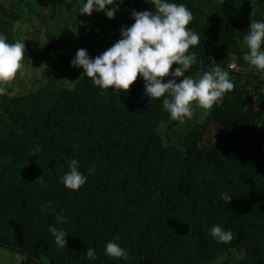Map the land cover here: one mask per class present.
<instances>
[{
    "label": "trees",
    "instance_id": "obj_1",
    "mask_svg": "<svg viewBox=\"0 0 264 264\" xmlns=\"http://www.w3.org/2000/svg\"><path fill=\"white\" fill-rule=\"evenodd\" d=\"M34 1L46 28L40 46L56 54L60 69L75 71L50 21L65 2L86 0ZM172 2L192 11L188 27L200 36L189 49L197 63L185 75L219 64L235 85L202 121L194 113L183 118L182 147L166 142L161 127L179 120L163 97L145 95L142 77L126 92L104 91L83 76L73 88L49 82L27 95H0V248L25 256L21 264H264V71H248L241 42L251 19L264 20V0ZM133 10L154 9L151 0H124L114 19L94 11L73 53L84 48L95 58L110 48L134 23ZM19 19L0 0V33L10 43ZM233 62L239 70L229 68ZM72 159L85 174L96 169L79 190L60 181ZM222 192L233 196L230 203L220 200ZM61 209L62 223L55 218ZM214 224L233 239H213ZM50 225L69 234L66 247H57ZM116 237L127 261L104 251ZM89 247L95 261L87 259Z\"/></svg>",
    "mask_w": 264,
    "mask_h": 264
},
{
    "label": "clouds",
    "instance_id": "obj_2",
    "mask_svg": "<svg viewBox=\"0 0 264 264\" xmlns=\"http://www.w3.org/2000/svg\"><path fill=\"white\" fill-rule=\"evenodd\" d=\"M124 0H86L79 9L80 16L93 12H104L109 19H114L119 5ZM154 10L131 12L134 23L121 28V38L110 48L91 57L88 50L81 48L71 60L72 66L82 68V76L90 78L100 89L107 91H128L142 77L145 81V95L152 100L162 98L164 109L171 119L182 120L191 117L193 102L202 109H210L213 105L223 102V97L233 90L234 82L230 72L216 64L210 71H204L196 77L185 75L197 63L195 52L190 47L200 42L197 32L188 27L193 19L192 11L184 3L172 0H151ZM247 52L243 59L260 71H264V20H252L247 34H243V45ZM25 41L17 40L10 43L0 33V95L6 93L5 85L14 79L17 73L24 74L22 63L25 55ZM215 60V59H214ZM178 65L173 70V65ZM236 64L229 65L235 69ZM171 76L170 79H165ZM182 78V79H178ZM39 145L31 150L32 156H38ZM69 171L65 172L60 181L69 190H79L86 184L88 176L95 173L94 166L89 167L85 174L79 168V161L69 162ZM225 204L233 199L228 192L219 194ZM51 202L41 205L46 211ZM64 209L56 214V220L63 222ZM48 231L54 237L58 248L68 245L69 235L63 228L50 225ZM210 235L217 242L228 243L233 239L230 229L214 224ZM119 237L106 242L104 251L109 257L128 260V253L117 243ZM87 259L95 261L97 253L94 248H87Z\"/></svg>",
    "mask_w": 264,
    "mask_h": 264
},
{
    "label": "rangeland",
    "instance_id": "obj_3",
    "mask_svg": "<svg viewBox=\"0 0 264 264\" xmlns=\"http://www.w3.org/2000/svg\"><path fill=\"white\" fill-rule=\"evenodd\" d=\"M3 6H11L19 15L20 19L15 27L16 40L25 41V55L22 61L24 65V74L17 73L16 77L5 85L6 93L10 96H23L38 91L49 82L59 86L69 88L75 87L78 81L83 77V69L75 68V71L60 69V61L55 53L47 52L42 44L45 41L46 28L42 24L43 6L34 0H1ZM84 2L68 1L62 6L60 14L56 21H50L52 30L62 35V42L67 48L68 58L72 60L75 57L73 53L74 38L86 22L88 15L80 16L79 9ZM33 32H36L33 34ZM33 34V35H32ZM243 45V37L241 39ZM247 50L246 46H242ZM231 64H234L231 63ZM240 68L237 67V70ZM256 70L249 66L248 71ZM207 109H202L193 102L192 113L198 120L203 119ZM186 118V117H185ZM184 118V119H185ZM179 120V124L169 129L166 125L161 127L163 133L167 132L169 138L165 137L167 143H174L182 147L181 139L185 133V120ZM169 139V140H168ZM18 258H17V257ZM19 253L0 248V264H21L22 257ZM16 257V258H15ZM28 260V259H27ZM32 264V262L28 261Z\"/></svg>",
    "mask_w": 264,
    "mask_h": 264
},
{
    "label": "water",
    "instance_id": "obj_4",
    "mask_svg": "<svg viewBox=\"0 0 264 264\" xmlns=\"http://www.w3.org/2000/svg\"><path fill=\"white\" fill-rule=\"evenodd\" d=\"M93 17H94V15L92 14V15H91V19H92ZM89 23H90V22H89Z\"/></svg>",
    "mask_w": 264,
    "mask_h": 264
}]
</instances>
